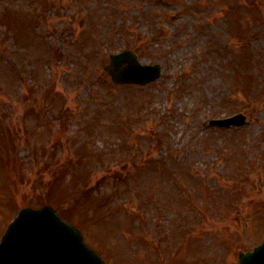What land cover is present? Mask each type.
Segmentation results:
<instances>
[{
    "label": "rangeland",
    "instance_id": "1",
    "mask_svg": "<svg viewBox=\"0 0 264 264\" xmlns=\"http://www.w3.org/2000/svg\"><path fill=\"white\" fill-rule=\"evenodd\" d=\"M126 47L161 77L115 83ZM45 203L109 264H236L260 243L264 0H0V238Z\"/></svg>",
    "mask_w": 264,
    "mask_h": 264
},
{
    "label": "water",
    "instance_id": "2",
    "mask_svg": "<svg viewBox=\"0 0 264 264\" xmlns=\"http://www.w3.org/2000/svg\"><path fill=\"white\" fill-rule=\"evenodd\" d=\"M130 58L123 70L120 64ZM117 81L145 83L160 75V66L141 65L133 51L114 55L106 66ZM239 122L243 117L239 118ZM234 117V118H235ZM227 119L228 123L237 119ZM51 248H53V253ZM0 264H106L73 225L51 206L23 208L11 222L0 244ZM239 264H264V243L253 252H243Z\"/></svg>",
    "mask_w": 264,
    "mask_h": 264
}]
</instances>
